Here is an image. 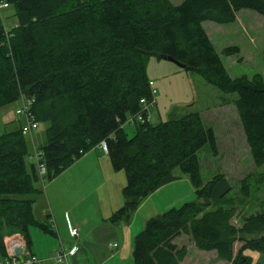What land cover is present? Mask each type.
Masks as SVG:
<instances>
[{
    "label": "trees",
    "instance_id": "1",
    "mask_svg": "<svg viewBox=\"0 0 264 264\" xmlns=\"http://www.w3.org/2000/svg\"><path fill=\"white\" fill-rule=\"evenodd\" d=\"M4 1L2 11L11 13L0 12V108L28 99L33 120L46 127L45 142L38 146L42 176L32 162L25 163L30 150L20 122L0 134V258L5 235L22 234L27 251L29 226L54 235L34 218L36 198L26 195L38 194L41 180L53 178L103 140L111 169L122 170L125 178L122 202L104 219L108 224L127 223L140 200L175 169L196 197L147 218L132 238L129 264H179L186 256L175 241L181 234L195 249L213 251L228 264H264L249 255H264V204L236 226L230 221L237 205L229 186L211 203L219 175L200 178L196 151L207 145L212 156L217 154L214 131L200 113L174 106L164 120L127 122L140 112L139 99H150L148 57H170L186 72L234 94L222 100L235 109L253 166L264 165V80L259 74L230 77L202 26L231 23L241 9L264 17V0ZM237 52L236 46L220 50L226 56ZM124 123L133 127L130 136ZM247 177L240 181L239 205L249 195ZM44 218L50 220L48 213Z\"/></svg>",
    "mask_w": 264,
    "mask_h": 264
},
{
    "label": "rangeland",
    "instance_id": "2",
    "mask_svg": "<svg viewBox=\"0 0 264 264\" xmlns=\"http://www.w3.org/2000/svg\"><path fill=\"white\" fill-rule=\"evenodd\" d=\"M169 1L172 3L176 0ZM10 13L11 9L2 11L3 17ZM204 28L208 32L210 42L213 43L222 65L230 77L243 75L251 78L252 75L259 74L264 80V57L262 54L264 43L263 16L251 10L241 9L235 13L233 22L222 25L205 22ZM225 46H236L238 48L237 54L227 56L221 54L220 50ZM146 76L152 81L156 91L154 96L156 104L148 111L150 116L148 121L150 123L166 119L168 110L177 106L181 109V112L198 111L203 114L204 124L207 122L215 126V124H218L217 121L222 118L221 114L215 113V107L219 106L218 104H220L222 98L234 97L233 93L225 94L219 91L198 75L186 72L173 62L154 56L148 57L146 61ZM19 107L20 99H17L0 108V134L15 127L17 124L16 119L21 120V117L14 113L15 109ZM225 113L230 120L231 127H234L233 116L229 115L227 111ZM122 126L126 134L130 136L133 127L127 123ZM45 127L46 124L44 122H37L36 128L31 132V141L28 136H25L29 150H31L30 142L37 147L45 142ZM233 130L235 134L237 133L234 139L235 151H238L239 154L236 156L237 158H235L234 152H231V149L226 147V141L220 135L219 137L217 136L219 149L223 151L221 152V157L219 156L220 158H214L207 145H203L196 151V157L199 164L200 178L203 182L210 180L214 175H221L222 171H225L226 176L223 177L229 184L231 193L235 197V205H237L236 214L230 221L235 225H240L241 219L245 214L263 208L264 165L257 168L253 166L247 151L248 147L246 148L241 136H238L235 127ZM225 158V163L231 164L232 162V166L221 167V161ZM30 162L31 160L26 157V165ZM108 163V157L105 152L92 148L53 178L41 180L38 183L40 189L38 194H30L26 195V197L34 196L37 198V196H41L46 212L49 213L51 209L55 213L60 211L64 220L68 218L67 210L64 208H67L68 204L75 203L76 205L77 203L73 207L74 214L84 222L86 227L96 226L101 220L102 212L107 214L106 212L110 208L114 210L122 202L120 189L125 182L124 172L122 170L114 171L111 167L106 168ZM172 173L174 175L178 174L176 169ZM248 174L249 195L245 198V200L247 199L245 204L239 205L236 201L240 197L238 194L240 181ZM180 176L184 177L185 180H175L161 186L160 190L154 192L152 198L145 204L142 203L148 198H142L138 204L141 210L136 214V219H139L143 212L154 209V207L158 208V211L154 213L156 215L169 207H176L182 202L195 200L196 197L187 178L183 175ZM72 179L78 180L75 191H73V183L72 185L70 184ZM216 194L213 191L210 199L211 203L214 202L213 198H215ZM41 209L42 205L39 200L34 202L32 206L34 218L45 222L54 235L49 232H43L36 226H29L27 237L31 252L42 251L51 254L59 246V240H61L63 247L66 242L69 244L74 243V240L70 239L67 234L61 237L56 235L55 228L51 226V223L45 221L43 210L41 211ZM132 230L134 232L135 229ZM175 241L178 245H183L186 248L185 260H183L182 264H228L226 261L217 258L214 252L199 251L192 247L188 237L184 234L179 235ZM240 244L241 242L239 241L234 243V252ZM249 255L252 258V262L258 260V262L264 263V255L260 256L256 252L251 251H249Z\"/></svg>",
    "mask_w": 264,
    "mask_h": 264
},
{
    "label": "crops",
    "instance_id": "3",
    "mask_svg": "<svg viewBox=\"0 0 264 264\" xmlns=\"http://www.w3.org/2000/svg\"><path fill=\"white\" fill-rule=\"evenodd\" d=\"M180 2L181 0H176L172 2V4L176 5ZM204 23L205 22H202L203 28H204ZM206 35L209 38L208 32H206ZM155 104H156V98H155ZM218 105L219 106L215 107L216 108L215 113L218 115L220 114L222 115V118H220L217 121L218 124L217 125L215 124L214 126L206 122V125L212 127L215 137H216L217 154L213 157L214 158H217L219 156L221 157V152H223V151H220L219 146H218L217 136L219 137L220 135L221 138H223L226 141V147L231 149L230 151L234 152V156L235 158H237L236 156H238L239 154H238V151H235V140H234L235 135L237 133L235 134L233 130L234 127L236 128V132H238V136L239 137L241 136V140L245 144L244 136H243V132H242L239 120L237 118L235 109L231 104H226L222 100L220 104ZM226 111L229 115L233 116L234 127H231V123L229 122L230 120L227 118V115H225ZM200 115L203 121V114L200 113ZM16 120L17 122H21V120L19 119H16ZM245 146L247 148L246 144ZM235 152H236V155H235ZM229 158H231V156H229ZM225 162H226V158L223 161H221L222 168L232 166V162L231 164H227ZM108 165L109 163L107 164L106 168L110 167V165L109 166ZM107 170L109 171V169ZM224 172L225 171H222L221 175L218 174L219 178L217 179L216 184L214 185V188L216 189L214 190L213 188L214 194L220 193L226 187L229 186V184L225 181L223 177V176H226ZM175 180H185V179L184 177H181L179 174L174 175L172 173V175L167 180H165L154 191H152L150 194L144 197L148 199H146V201H144L142 204H145L148 200H150V198H152L153 193L158 192L161 186H164ZM72 183H73V191H75L77 188L78 180L72 179L70 184L72 185ZM212 195H213V192H212ZM41 198H42L41 196H38L34 202L39 200V203H41L42 205L41 211L43 210V214H46L47 212H46V209L44 208V204L42 203ZM76 205L75 203L73 204L71 203V204H68L67 208H64L67 210V213H68V216H67L68 218H66L65 220L64 218L62 219L60 211H56L57 213H55L51 209L48 213L49 219L54 224L56 235L61 237V236H64V234H67L70 239L74 240V243L72 244H76V251L74 252L73 255L68 256L67 258L69 264H129L130 254H131L130 241L132 243L133 236L142 228L144 221L147 218L152 217V215H154V213L158 211L157 210L158 208L154 207V209L143 212L140 218L136 219V214H138V212H140L141 210L140 209L141 207L138 206V208L136 207L137 209H135L134 212L132 213L130 220L127 223L120 222L118 224L111 225L104 221V219L110 214V212L113 211L110 208V210L106 212L107 214L102 212L101 220L98 222L99 223L98 225L88 228L85 226L84 222L81 219H79L78 216H76V214H74L73 207H75ZM63 213H65V211H63ZM67 224H69L70 226H75L78 229V237L76 239L69 236L68 231H67ZM132 229H135L134 232ZM59 242L62 245L61 240H59ZM72 244H69L68 242H66L64 244L65 246L63 247L62 245V247L65 250H67ZM112 244H115V246H112ZM57 247L54 249V251L57 249ZM28 251L31 255H33L37 259H40L41 264H51V257L54 251L51 254L48 252L45 253L42 251H35L33 253L31 252L32 250L30 248H28ZM183 260H185V257L183 258ZM183 260L179 264H182Z\"/></svg>",
    "mask_w": 264,
    "mask_h": 264
},
{
    "label": "built area",
    "instance_id": "4",
    "mask_svg": "<svg viewBox=\"0 0 264 264\" xmlns=\"http://www.w3.org/2000/svg\"><path fill=\"white\" fill-rule=\"evenodd\" d=\"M7 7V3L4 0H0V12L2 9ZM148 87L150 92V99L145 100L144 98L139 99L140 104V112L128 116L127 122L134 123V122H142L149 120V109L155 104V88L153 87V83L151 80L148 81ZM20 107L15 109L14 113L21 117L20 122V133L23 136H28L31 141V132L36 128L37 122L33 120L32 115L29 111L30 100L24 99L20 97ZM31 150L29 155L27 156L28 159L34 164L37 173L39 176H42L45 171L44 164L42 163V152L37 147L32 145L30 142ZM97 150L106 153V145L103 140H100L96 145ZM51 226L54 227V224L51 220H49ZM67 231L70 237L76 239L78 237V229L75 226H70L67 224ZM3 247L5 255L0 258V264H41L40 259H37L33 255H31L25 248V241L20 233H11L9 235H5L3 237ZM115 246V244H112ZM20 249L19 254H15V249ZM76 251V244H72L67 250H65L61 243L59 242V246L54 251L51 257V264H69L68 263V256H71Z\"/></svg>",
    "mask_w": 264,
    "mask_h": 264
},
{
    "label": "water",
    "instance_id": "5",
    "mask_svg": "<svg viewBox=\"0 0 264 264\" xmlns=\"http://www.w3.org/2000/svg\"><path fill=\"white\" fill-rule=\"evenodd\" d=\"M163 59H165V60H168V61H171V62H173L174 64H176L178 67H180V68H183L184 67V65L183 64H180V63H178V62H176V61H174V60H172L170 57H162ZM20 253V249H15V254H19Z\"/></svg>",
    "mask_w": 264,
    "mask_h": 264
}]
</instances>
